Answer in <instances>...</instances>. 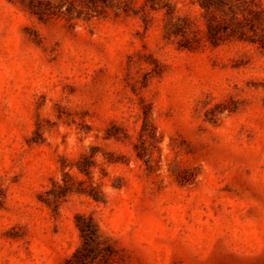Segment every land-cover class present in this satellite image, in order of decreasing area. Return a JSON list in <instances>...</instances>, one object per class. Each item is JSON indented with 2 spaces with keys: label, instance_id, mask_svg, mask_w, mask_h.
<instances>
[{
  "label": "rangeland",
  "instance_id": "1",
  "mask_svg": "<svg viewBox=\"0 0 264 264\" xmlns=\"http://www.w3.org/2000/svg\"><path fill=\"white\" fill-rule=\"evenodd\" d=\"M144 1L0 0V264H63L78 214L117 264H264V53L181 48Z\"/></svg>",
  "mask_w": 264,
  "mask_h": 264
},
{
  "label": "trees",
  "instance_id": "2",
  "mask_svg": "<svg viewBox=\"0 0 264 264\" xmlns=\"http://www.w3.org/2000/svg\"><path fill=\"white\" fill-rule=\"evenodd\" d=\"M191 3L198 5V17L179 13L177 0H145L141 8L164 11V37L176 39L181 48L194 50L206 44L218 47L239 41L253 44L264 53V6L260 0H191ZM29 8L40 19L61 10L89 19L108 8L128 13L130 5L129 0H30ZM67 186L66 182L61 185L53 181L54 190ZM56 194L55 198L62 193ZM76 226L81 244L63 264H117L121 260L117 247L102 236L91 216L78 214Z\"/></svg>",
  "mask_w": 264,
  "mask_h": 264
}]
</instances>
